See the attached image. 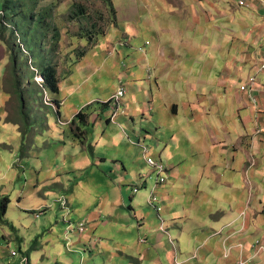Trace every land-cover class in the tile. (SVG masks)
<instances>
[{
  "label": "crops",
  "instance_id": "0c3cea01",
  "mask_svg": "<svg viewBox=\"0 0 264 264\" xmlns=\"http://www.w3.org/2000/svg\"><path fill=\"white\" fill-rule=\"evenodd\" d=\"M240 1H194L187 29L177 26L181 34L159 3L157 17L147 13L155 37L143 36L136 50L121 42L119 58L136 65L115 76L108 99L82 94L87 78L60 79V93L52 96L61 104L59 121L47 116L41 137L32 127L24 152L40 160L20 208L34 204L43 208L41 217H30L27 226L22 215L13 220L7 211L0 224L14 231H0V253L17 242L30 264H264L255 255V242L264 241V5ZM113 2L117 24L130 26L141 13L132 1ZM106 61L94 71H103ZM252 76L257 86L242 91ZM121 86L125 104L113 121L111 103H96L108 102ZM88 106L86 133L78 137L77 116ZM7 117L1 114V124L7 126ZM146 148L167 166L166 183L159 184ZM16 175L4 179L16 187ZM7 192L0 201L10 198ZM63 198L68 214L54 208ZM82 222L84 233L77 229ZM16 259L9 264H19Z\"/></svg>",
  "mask_w": 264,
  "mask_h": 264
},
{
  "label": "rangeland",
  "instance_id": "374dc122",
  "mask_svg": "<svg viewBox=\"0 0 264 264\" xmlns=\"http://www.w3.org/2000/svg\"><path fill=\"white\" fill-rule=\"evenodd\" d=\"M130 1L134 3L132 10L136 11V8H139L141 11L136 20L128 22L130 26L127 22L122 21H119L117 24L116 16L108 6L107 0H43L36 7L34 14H39L46 9L47 17L43 22V26H41L38 31H35V24L32 23L29 26V36H31L28 42L29 45L24 39L26 36L22 35L20 31L17 33L16 30L17 35L15 41L22 50L20 64H22L23 68L21 72L25 77L23 88L27 91L26 111L30 117L29 121L22 117V100L18 97L13 86L14 79L12 67L14 63L13 60L10 59L7 44L8 41L11 40L10 32L7 31L4 38H0V66L1 63H5L6 65L5 71L0 74V116L1 114L3 115V113H8V117L6 118L7 126L1 124L3 120L0 118V174L3 172L0 175V192L8 191L7 193L10 195V198L8 197L10 199L8 212L13 220L19 219L22 215L23 223L29 226L33 222L30 217L37 216V212L43 209H32L31 207H33L34 204L28 205L27 207L30 208L25 210L20 208V199L23 198L24 195H29L33 190L31 180L35 177L34 171H36L33 165H38L40 160L36 159L35 161L34 159H29L26 153H24L29 152L32 145L30 142L31 132L28 131V128L32 123L31 129L32 127L33 129L36 128L38 131L37 135L41 137L45 127L44 124L47 121V116L56 121L59 119L56 110L61 104H57L56 99L52 97L54 94L46 88L44 79L39 71L43 61L45 62L47 60L51 66L57 69L59 80L65 81L69 79L67 82H83L84 79L87 78L81 90V93L87 98L103 99L105 95L104 98L108 99L112 89L111 86L116 85L115 76L117 75L116 77L119 79L120 74H126V71L131 66L136 65L134 61L127 62V60L123 61L119 58L120 51L124 48L121 46V42L124 44L127 42L131 43L132 47L130 49L136 50L140 45L145 43L142 39L143 36L148 38L155 37V29L149 26L147 13L150 16H152L153 13V15L157 17L160 12L158 11L160 9V7H158L160 3V5L163 6L162 16L165 15L166 20H173L172 22L175 27H173L172 30L181 34L182 29L180 27L178 30L177 26L181 23L182 27H184L185 30L187 29V21L191 16V7L194 6L193 2L204 0H127L125 4L128 5ZM195 6H199V4ZM73 7H76V9L83 8L88 13L87 17L76 19L74 13L71 15ZM1 12L0 9V15ZM176 12L179 13V16H177ZM179 17H181V19L187 18V20H179ZM110 30L111 33L109 37H107ZM187 33L189 32H186L185 35ZM58 35L61 36L60 40L57 42L56 38ZM103 37L106 38L103 39ZM90 39L91 41L89 42ZM99 41V45L91 51V48H93L92 45H95V43L97 44ZM29 46L31 48H29ZM83 50H86V54L88 55L82 58L80 55ZM112 51L114 52L113 54H111ZM39 55H42L44 59H40ZM107 57L110 61L105 62V69L103 71H94V68L101 65ZM89 66H92L93 69L88 70ZM126 94L127 92L122 98L124 104ZM112 98L108 102H99V104H97V102L96 105L104 106L106 103H111ZM50 103H52V106ZM119 112L120 111L114 110L113 121L116 120L115 118ZM8 118L20 121V129L17 127L16 131L21 132L22 142L20 138H18L14 126L7 122ZM59 124L65 126L71 125L72 123L65 121ZM25 131H27L26 134H24ZM45 143L46 142H41L39 139L37 144L43 145ZM18 148H21V152ZM38 151L36 150V152ZM45 153L46 152H43L38 158L44 160ZM6 165L10 166L11 173L7 172ZM152 170L155 175L158 176V173L153 168ZM14 174H17L16 187L14 183L15 180L12 183L7 181L13 178ZM20 175L21 180H18ZM4 177H6L7 180H5ZM34 197L33 195L27 203L23 202V204H28ZM11 199H13V202H11ZM62 206V203H57L54 205V208L60 207V210H62ZM32 211H36L34 212L35 215L31 213ZM69 211L70 208H65L64 214H68ZM26 214L29 217H26ZM4 219L5 217L1 214L0 209V223H2ZM2 229L8 230L9 233H13L14 231L13 228L0 224V231H2ZM2 244L4 246L5 242L2 241ZM8 247L9 248L6 246L0 253V264L17 262V257H13L11 253L13 250H18L20 244L15 242L12 246Z\"/></svg>",
  "mask_w": 264,
  "mask_h": 264
},
{
  "label": "trees",
  "instance_id": "16d2710c",
  "mask_svg": "<svg viewBox=\"0 0 264 264\" xmlns=\"http://www.w3.org/2000/svg\"><path fill=\"white\" fill-rule=\"evenodd\" d=\"M43 0H0V9H1V15H0V38L3 39L4 35L7 31L10 32L11 40L8 41V50L10 54V59L13 60V67H12V73H13V81H14V88L16 93L18 94V97L22 100V117L25 118L27 121H29L30 117L27 113L26 109V93L27 91L25 88H23V82H24V75L21 72L22 64H20L21 59V52L20 46L16 43V30L17 33L20 31V33L26 37H24L25 41L29 45V41L31 36H29V26L33 23L35 31H38L41 26H43V22L45 18L47 17V10L40 12L39 14H34V11L36 7L39 5L40 2ZM108 6L112 9V12L117 15L116 8L114 6L113 0H107ZM78 6V5H75ZM74 13V16L76 19L79 18H86L88 13L83 8H77L73 7L71 10V15ZM87 13V14H86ZM6 19V20H5ZM33 21V22H32ZM17 29H16V28ZM60 36L58 35L56 38V41L58 42L60 40ZM91 39L89 40V42ZM29 48H31L29 46ZM86 50H83L81 52V57H85ZM42 55H39L40 59L42 58ZM40 74L42 75L44 79V83L46 88L50 90L53 94H59L60 93V80L57 75V69L54 66H51L50 63L46 60L45 62L40 65ZM10 93V92H9ZM57 104L60 105V102L56 100ZM106 108L109 107V103H106L104 105ZM91 109L90 106H88L85 110L81 111L78 114V118L80 119V124L75 128V131L77 133L78 137H81L86 133V131L83 130V126L87 123L90 114L88 111ZM8 123L13 124H20L19 120H11L7 119ZM76 123V122H75ZM74 123V124H75ZM32 123L30 124L28 131L31 130ZM27 131L24 132L26 134ZM83 144H85V140L83 139ZM10 199L8 197H5L0 202V209L1 214L3 217L7 214L8 207H9ZM11 227L14 226L11 224Z\"/></svg>",
  "mask_w": 264,
  "mask_h": 264
},
{
  "label": "built area",
  "instance_id": "2783aa9c",
  "mask_svg": "<svg viewBox=\"0 0 264 264\" xmlns=\"http://www.w3.org/2000/svg\"><path fill=\"white\" fill-rule=\"evenodd\" d=\"M255 1H260L261 4L264 5V0H241L240 1V5L241 6H248L249 3H253ZM260 69L261 71H264V49L262 51V59H261V64H260ZM257 77L256 76H252L249 78V81L247 82V84L242 86V91H253V87L257 86ZM127 92L126 88L124 86H121L120 89L118 90V92L113 96L112 98V102L111 105L113 107L114 110L116 111H120L121 107H122V98L124 97L125 93ZM51 104V103H50ZM64 121H61V123H63ZM149 152V148L145 149V156H147V161L149 163V165L158 173L159 176V184H163L166 183L168 181L169 178V174H168V168L167 166L161 161L156 160L154 157H152L151 155H148ZM255 165V163L253 164ZM138 189H135V192H138ZM158 202V198L156 196H153L151 199V203H157ZM60 203H62L64 208H68V201L66 198H63L60 200ZM41 212H39V214H37V217H40ZM73 227V225H71V228ZM77 229L79 230L80 233H84L87 230V224L85 222H82L78 225ZM255 255L258 257H264V241H256L255 242ZM12 255L14 257L19 258V264H29L28 259L26 257H23L20 252H18V250H14L12 252Z\"/></svg>",
  "mask_w": 264,
  "mask_h": 264
}]
</instances>
